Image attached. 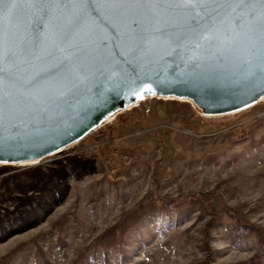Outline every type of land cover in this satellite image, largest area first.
<instances>
[{"label": "rangeland", "instance_id": "1", "mask_svg": "<svg viewBox=\"0 0 264 264\" xmlns=\"http://www.w3.org/2000/svg\"><path fill=\"white\" fill-rule=\"evenodd\" d=\"M116 123L107 164L92 134L0 164V264H264V100L206 116L152 97Z\"/></svg>", "mask_w": 264, "mask_h": 264}, {"label": "water", "instance_id": "2", "mask_svg": "<svg viewBox=\"0 0 264 264\" xmlns=\"http://www.w3.org/2000/svg\"><path fill=\"white\" fill-rule=\"evenodd\" d=\"M33 12L27 5L12 8L0 18V26L14 32L22 44L28 42V22ZM106 24L100 21L98 27L87 22L77 41L89 52L85 58L87 79L83 83L72 88L68 81H56L41 88L35 103L21 106L0 123V164L45 160L82 143L104 127L108 119L146 98L190 101L206 116L245 111L264 100V84L244 78L249 53L242 30L226 32L221 27L204 40H185L176 51L162 39H154L143 57L142 72L146 77L143 83L151 91H143L121 84L122 73L130 74V69L124 57L117 54L116 41H104L107 47L99 45V40L108 34ZM90 39L97 43H89ZM109 72L110 79H105ZM41 110L47 115H42Z\"/></svg>", "mask_w": 264, "mask_h": 264}, {"label": "snow or ice", "instance_id": "3", "mask_svg": "<svg viewBox=\"0 0 264 264\" xmlns=\"http://www.w3.org/2000/svg\"><path fill=\"white\" fill-rule=\"evenodd\" d=\"M21 5L34 10L28 42L22 44L14 32L0 26V123L21 106L35 103L41 88L56 81L77 88L87 79L89 52L77 43L87 22L99 27L100 21H107L108 34L98 43L107 47L104 41H116L117 54L130 69V74L122 73L125 87L151 91L142 72L143 57L154 39L176 51L185 40H204L221 27L226 32L242 30L249 53L244 78L264 84V0H0V18ZM103 61L108 63V58ZM41 114L47 115L43 110Z\"/></svg>", "mask_w": 264, "mask_h": 264}, {"label": "trees", "instance_id": "4", "mask_svg": "<svg viewBox=\"0 0 264 264\" xmlns=\"http://www.w3.org/2000/svg\"><path fill=\"white\" fill-rule=\"evenodd\" d=\"M118 126H119V123H116L110 128H102V129L98 130L97 132H94V134L92 133V135H91L92 138L95 141V146H96L95 150H93V152L101 154V156L103 157L102 159H103L104 163L107 162L108 155L112 153L110 147L115 142V133L121 131V129H119ZM87 140L88 139H85L84 141H82V143H79L78 147H80V149H79L80 150L79 151L80 152V156L83 155L85 152L90 150V148L86 146L87 145ZM205 195H208V194H201L199 197L201 198L202 196H205ZM196 198L197 197H193L192 200H195ZM155 202L162 203V204H169L168 202H165L160 197H157ZM229 212H232L233 216L239 222L241 228L257 230L259 232V228L255 227L254 225L249 224V223L241 222V220L236 215L235 211L229 209ZM211 215H212L211 216L212 218H211V221H210V223H209V225L207 227L208 229L210 228V226H212V224L215 222V220L217 218L216 217L217 213L214 210L211 211ZM207 233H208V231H207ZM261 241H262V244H263V247H264V239L261 240ZM208 242H209V236H206V242H204V243H206L207 247L209 248V252H210L211 249H210V244Z\"/></svg>", "mask_w": 264, "mask_h": 264}, {"label": "bare ground", "instance_id": "5", "mask_svg": "<svg viewBox=\"0 0 264 264\" xmlns=\"http://www.w3.org/2000/svg\"><path fill=\"white\" fill-rule=\"evenodd\" d=\"M164 99H167V98H164ZM187 102H190V101H187ZM240 111H238V112H234L233 114H235V113H239ZM117 116H119V115H117ZM117 116H115V117H111L110 119H108V122H111V121H113V119H115ZM38 162H31V163H21L20 165H22V164H24V165H26V164H37Z\"/></svg>", "mask_w": 264, "mask_h": 264}]
</instances>
